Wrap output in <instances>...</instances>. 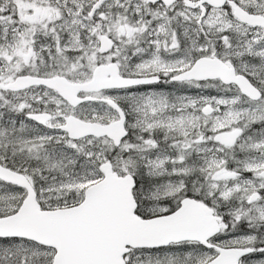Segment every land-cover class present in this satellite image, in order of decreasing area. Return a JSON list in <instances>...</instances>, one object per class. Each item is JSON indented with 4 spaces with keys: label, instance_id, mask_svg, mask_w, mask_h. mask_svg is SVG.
Segmentation results:
<instances>
[{
    "label": "snow or ice",
    "instance_id": "1",
    "mask_svg": "<svg viewBox=\"0 0 264 264\" xmlns=\"http://www.w3.org/2000/svg\"><path fill=\"white\" fill-rule=\"evenodd\" d=\"M0 264H264V0H0Z\"/></svg>",
    "mask_w": 264,
    "mask_h": 264
}]
</instances>
